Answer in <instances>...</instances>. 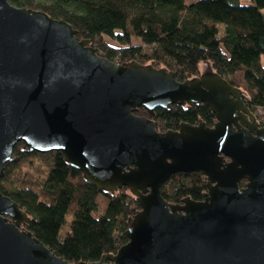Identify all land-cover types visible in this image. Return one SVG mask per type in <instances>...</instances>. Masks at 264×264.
Here are the masks:
<instances>
[{
	"label": "water",
	"instance_id": "water-1",
	"mask_svg": "<svg viewBox=\"0 0 264 264\" xmlns=\"http://www.w3.org/2000/svg\"><path fill=\"white\" fill-rule=\"evenodd\" d=\"M246 101L214 72L182 82L164 68L110 61L70 23L0 0V179L22 142L27 152H62L87 183L127 187L140 205L128 242L82 264H264V126ZM186 102L205 104L216 123L160 132L136 115ZM178 172L206 177L203 200L164 199ZM27 220L0 191V264H75L23 228Z\"/></svg>",
	"mask_w": 264,
	"mask_h": 264
},
{
	"label": "trees",
	"instance_id": "trees-1",
	"mask_svg": "<svg viewBox=\"0 0 264 264\" xmlns=\"http://www.w3.org/2000/svg\"><path fill=\"white\" fill-rule=\"evenodd\" d=\"M8 1L70 23L80 39L90 40L113 62L164 68L182 82L207 66L247 95V105L264 126V0ZM133 37L142 44L133 45ZM208 109L173 105L150 113L139 107L136 115L166 129L197 115L211 124ZM13 157L5 165L0 191L27 214L25 228L57 256L75 264L95 262L128 242L127 223L140 205L127 187L114 193L99 190L68 166L59 151L27 152L19 142ZM205 184L199 173L178 172L161 193L170 203L203 200Z\"/></svg>",
	"mask_w": 264,
	"mask_h": 264
},
{
	"label": "flooded vegetation",
	"instance_id": "flooded-vegetation-1",
	"mask_svg": "<svg viewBox=\"0 0 264 264\" xmlns=\"http://www.w3.org/2000/svg\"><path fill=\"white\" fill-rule=\"evenodd\" d=\"M209 72L207 71V72H205V74H208ZM198 76H201V74L200 75H198ZM201 106V105H204V106H206L205 104H203V103H200V104H195V103H191V102H186L184 105H182L181 107H183V108H185V109H188V108H190V107H192V106ZM208 108V107H207ZM252 110V109H251ZM152 120H154V119H152ZM154 121H156V120H154ZM157 122V121H156ZM201 122H203L206 126H213L215 123H216V117L214 118V120H213V122L211 123V124H208V120H206L203 116H201V115H197L196 116V119L195 120H193V121H187V120H180L179 122H178V124L176 125V126H174V127H172V128H163V127H158V124H157V129L160 131V132H166V131H179L180 130V127H181V124H189V125H192V126H198ZM161 129V130H160ZM227 160H229V159H227ZM195 173H197V172H195ZM200 174V173H199ZM200 175H202V174H200ZM202 177H203V179L205 180V182H206V184H205V187L203 188V190H202V195L203 196H205V195H207L208 194V190H209V185H208V180L206 179V177L204 176V175H202ZM246 184H247V179H242L241 181H240V184H239V187H240V189H242V188H244L245 186H246ZM22 227L23 228H25V224H22Z\"/></svg>",
	"mask_w": 264,
	"mask_h": 264
},
{
	"label": "rangeland",
	"instance_id": "rangeland-1",
	"mask_svg": "<svg viewBox=\"0 0 264 264\" xmlns=\"http://www.w3.org/2000/svg\"><path fill=\"white\" fill-rule=\"evenodd\" d=\"M195 1H198V0H185V2L187 4H191V3L195 2ZM249 1H251V0H240L241 4H253V3L249 2ZM132 44L133 45H140V44H142V42H141V40L139 38L133 37L132 38ZM261 60H262V63L264 64V56L261 57ZM207 71L210 72L209 68L207 66H202L200 74L205 73ZM208 114L210 115V119H211L209 122H213V117H215V115L209 109H208ZM56 229H57V226H56Z\"/></svg>",
	"mask_w": 264,
	"mask_h": 264
},
{
	"label": "crops",
	"instance_id": "crops-1",
	"mask_svg": "<svg viewBox=\"0 0 264 264\" xmlns=\"http://www.w3.org/2000/svg\"><path fill=\"white\" fill-rule=\"evenodd\" d=\"M249 2H251V1H249ZM263 13H264V10H263Z\"/></svg>",
	"mask_w": 264,
	"mask_h": 264
}]
</instances>
